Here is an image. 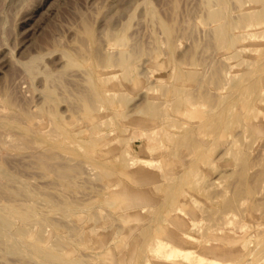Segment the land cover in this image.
<instances>
[{"label":"rangeland","instance_id":"rangeland-1","mask_svg":"<svg viewBox=\"0 0 264 264\" xmlns=\"http://www.w3.org/2000/svg\"><path fill=\"white\" fill-rule=\"evenodd\" d=\"M250 1L0 0V264H141V232L177 204L175 263L262 260L264 71L233 86L264 52V24L240 27ZM179 98L195 117L160 125ZM130 157L161 171L141 179Z\"/></svg>","mask_w":264,"mask_h":264},{"label":"bare ground","instance_id":"bare-ground-1","mask_svg":"<svg viewBox=\"0 0 264 264\" xmlns=\"http://www.w3.org/2000/svg\"><path fill=\"white\" fill-rule=\"evenodd\" d=\"M251 1H252V4L261 3L262 2V0H251ZM210 17L212 18L213 21H217L219 19L220 15L218 13H211V16ZM253 24H255L256 26L257 25H263L264 24V5L262 6V8L260 10L254 11L251 14H248L247 17L243 18L242 21H241L240 27L241 28H245L248 25H253ZM228 32H229V30L226 27V25H219V27L217 29V40H218L219 44H223V43H226L227 42V40H228ZM254 41H259V42L264 41V35L258 37L257 39H254ZM234 58H236V57H234ZM237 58H239V57H237ZM124 62L125 61H121L120 62L121 66H123V67H125V63ZM237 66L241 67V69H243V72L240 75V77L237 79L238 80V82H237L238 84L233 85V86H235V88H239L241 86V84H242L243 81H246L247 79L253 77V75H254V73L256 71H264V52L261 55L260 59L253 60V62L251 64L250 63H247V62H246V64H240V63H238ZM126 69L127 68H125V70ZM177 76H178V74H176V77ZM97 98L98 99H104V97H102L100 94H97ZM120 101H122V100H120ZM185 101H186V99H182V98H179L178 100H176V102L173 104L172 110H171L173 112L174 116L161 117V118L158 119V123L161 125L166 120L170 125L171 124L172 125L173 124L174 125L175 124H180L179 121H184L182 123L185 124V123H187V121H185V117H187V118L188 117H195L194 115L197 114L196 112L200 109V106L201 105L199 103L194 102V101L191 100L188 104L185 105V107H184L183 110H179L181 104L183 102H185ZM202 106L204 107V111L205 112H212V110H214V109L217 110L218 108L220 109V113H222V112L224 113L227 110L228 111L235 110V105H234L233 100H229V101L227 100V101H224V102H219L218 104L215 103L213 105H202ZM123 116L124 115L118 116L117 117L118 118L117 120L122 121L124 119ZM222 117L223 116H220L221 119H222ZM113 119H111V120H113ZM182 119H184V120H182ZM224 121H225V118H224ZM57 123H58V120H57ZM134 123L135 124L138 123V125L141 126V128H139L138 131H136V134H135L136 137L139 136V137H144V138L148 139V137L151 138V137H153V135H155L153 130H151L148 133H144V130H143V127H145V125H144L145 121L144 120H137V121H134ZM125 153L128 155L129 154V150H125ZM227 155H229V154H227ZM230 155L233 156L234 158H237V155L235 153H231ZM128 165H129L130 170L135 169L137 167V165H143L145 167V168L142 167L144 170L142 172H139V174H138V176L141 177V179L144 178V176L146 174L151 173L152 171H156V172L157 171H161L160 170L161 168H160V165L159 164L158 165H153V163H151L149 160L144 159V158H141V157L140 158H138V157H130V159L128 161ZM187 202H189V200ZM191 203L192 202H189V204L188 203H185V204L191 206L192 205ZM194 203H196V202H194ZM191 207H192L191 209H193V211H195V209L193 208L194 207V204ZM179 210L182 211L181 214H180ZM183 216L186 217L187 215H186L185 212H183V209L180 206H178V204H177L172 209V213H171L172 222H170L167 219H164V220H161L159 223H153V224L151 223V224H149L147 226V228L143 232H141V235L143 236V239H142V247L140 249V253H139V256H138L139 262L141 264H177V263H175V261H173V259L175 260V258L178 257V256L174 257L173 259H172V257L171 258L170 257L168 258V256H170V254H176V252L178 250H179V252H182V251L186 250L187 248H190V246L189 245L187 246V244H186V246L183 245V242H185V240L188 239L186 236H185L186 237L185 238L183 236V234L186 235V232L189 231L191 229V227L189 225H187V227H185V229L180 228L179 226L178 227H175L176 226L175 223H177V219H180L181 217L184 218ZM6 225H7V219L5 217H3V216H0V231H3V229L1 230V228H2V226H6ZM171 226H173L174 228L172 227L173 229L171 231H167V228H169ZM244 229L245 228H241L239 230V232H237V233L238 234H241L240 233L241 230L243 232ZM212 230L214 232L215 229H211L210 232H212ZM217 231L218 230H216V232H215V236H216L215 240H217V241L220 242V239L218 240L217 238L224 239V237H225L223 235L224 233H222V235H221V231H223V228H222V230L220 232L218 231L219 232L218 234L220 235V236L218 235V237H217V234H216ZM237 233L235 234L236 236L234 235L235 237H237V235H238ZM238 237H239V235H238ZM180 241H183L182 242V245L179 243ZM160 249H164V252H165L164 254L165 255L163 254L164 256L152 258V256L156 252H158ZM194 249L196 250V248L189 249V250H192L193 251ZM257 249H258L257 251H260V252L262 251L263 252V254L261 252L262 260H261V258L260 259L258 258L259 260H261L263 262V259H264V256H263L264 255V244L261 245V246L259 245V247ZM198 250L199 249L197 248V251L195 253H197V256L199 255L200 257H198V259H192V261H194L196 264H197V261H200L201 263L203 261L204 264H212V262L214 263V261L216 260V258H213L206 251L204 252V250L203 251L199 250V253H198ZM187 251H188V249H187ZM203 253H205L206 256ZM191 254H193V253L191 252ZM197 256L192 257V258H196ZM191 257H190V259H191ZM227 257H225L226 259H229V261L227 262V264H229V263L233 264L232 263V260L235 259V255L233 256V258L231 257L232 259L230 258V256L228 258ZM225 258H222L221 260L220 259H217V260H220V261L223 262ZM211 259H215V260L213 261ZM249 259H251L250 261H252L253 257L252 258H248V260ZM248 260H246L247 261L246 263L252 264ZM192 261H190L188 259L187 261H184L182 264H193L194 262H192ZM258 261H255V262H257V264H258ZM217 262H219V261H217ZM222 262H220V263L223 264L224 262L223 263ZM233 262L235 264L237 262V260H235V261L233 260ZM255 262H254V264H255ZM259 263H261V262H259ZM69 264H72V263H69ZM215 264H216V262H215Z\"/></svg>","mask_w":264,"mask_h":264}]
</instances>
